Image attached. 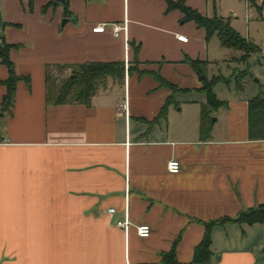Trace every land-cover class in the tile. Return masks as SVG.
<instances>
[{
    "label": "crops",
    "instance_id": "0c3cea01",
    "mask_svg": "<svg viewBox=\"0 0 264 264\" xmlns=\"http://www.w3.org/2000/svg\"><path fill=\"white\" fill-rule=\"evenodd\" d=\"M167 1L67 0L65 16L53 0H34L31 10L27 0H0V32L18 46L9 53L16 75L29 80L0 111V264H196L206 226L205 264H264V223L218 222L264 205V141L248 139L247 107L263 86L215 94L222 105L209 111L202 137L204 77L186 59L202 62L210 80L229 49ZM183 2L229 20L216 0ZM110 24L126 29L114 36ZM99 25L105 30L93 32ZM115 62L123 78L100 80L87 103H54L66 66ZM7 77L0 64V107ZM125 214L124 232L115 223ZM142 225L147 238L136 234ZM170 252L175 263L163 257Z\"/></svg>",
    "mask_w": 264,
    "mask_h": 264
},
{
    "label": "trees",
    "instance_id": "16d2710c",
    "mask_svg": "<svg viewBox=\"0 0 264 264\" xmlns=\"http://www.w3.org/2000/svg\"><path fill=\"white\" fill-rule=\"evenodd\" d=\"M34 0H27L28 8L31 10ZM253 4V0H249ZM64 8L65 16L70 15L68 8ZM179 10L182 14V22H194L198 27L203 28L206 34V39H210L212 36L218 38L219 44L222 48L240 51L243 55L240 57L241 61H244L250 53L259 51V49L254 46L249 40L240 36L231 26L228 19H223L219 17L207 18L199 14L196 10L187 7L183 0L167 1V10ZM5 24L3 23L4 27ZM2 32V31H1ZM0 32V64L4 65L8 72L7 79L3 82L6 93L3 96L0 111L8 112L9 108L12 107L14 103V96L16 90V83L18 81H25L29 83L28 78L17 76L14 70V65L10 59L9 53L13 48H17L16 45H11L5 42L2 33ZM188 64L194 69V71L203 76V88L202 91L206 96V103L201 109L202 125L208 118V113L211 110H215L222 105V102L218 101L213 92V88L216 83L225 82L222 77H212L207 80L205 75L200 72V61H192L186 59ZM69 68L70 74L68 78L62 83L58 89L57 94L52 95L54 103L62 104L67 98H75L78 101H83L87 103L90 97L93 95L97 83L106 78L111 77L113 79H120L124 76V66L122 63H85L74 66H66ZM148 74L142 72L141 75ZM159 83L160 87L168 88L172 91H177V88L165 81L157 74H150ZM244 75V74H243ZM238 84H236V88ZM248 139L250 141H264V95L259 93L258 95L252 97L248 100ZM165 108L162 110V115L164 114ZM236 222L240 224H260L264 223V205L258 206L257 208L248 209L240 212L235 218H223L219 223L225 222ZM196 246L194 250V262L196 264L207 263L210 257V236L207 231ZM164 259L169 257L173 258V252L163 256ZM173 263L175 261L171 259Z\"/></svg>",
    "mask_w": 264,
    "mask_h": 264
},
{
    "label": "rangeland",
    "instance_id": "374dc122",
    "mask_svg": "<svg viewBox=\"0 0 264 264\" xmlns=\"http://www.w3.org/2000/svg\"><path fill=\"white\" fill-rule=\"evenodd\" d=\"M258 1V0H256ZM264 0H259L258 8L247 4V0H216L221 16L229 18L230 26L242 37L260 49L250 53L244 61L240 60L243 53L239 51H222L218 53V64L212 72L222 77L225 82L216 83L213 92L219 97L232 92V88L247 85L248 87L263 86L264 91ZM249 6V10L247 9ZM262 7V8H261ZM262 52V53H261ZM235 58V60H233ZM225 59V60H224ZM244 74V75H243ZM64 74L58 73L57 83L64 81ZM261 89V87H260ZM235 91V90H234ZM247 93V92H245ZM211 118L210 121H212ZM210 121L206 119L201 128V136L209 134Z\"/></svg>",
    "mask_w": 264,
    "mask_h": 264
},
{
    "label": "built area",
    "instance_id": "2783aa9c",
    "mask_svg": "<svg viewBox=\"0 0 264 264\" xmlns=\"http://www.w3.org/2000/svg\"><path fill=\"white\" fill-rule=\"evenodd\" d=\"M111 25V30L114 36H118L120 31L125 30V26L121 27L117 24H110ZM105 25H99L95 27L92 31L95 33H102L105 30ZM176 39L180 42H186L187 38L184 36H177ZM166 169L170 174H177L180 171V165L177 161L175 160H170L167 165ZM107 213L109 215H113L115 213V210L113 208H110L107 210ZM115 225L122 229L124 232L127 231L129 226H131V222L125 214L122 220H118ZM136 234L139 238H147L150 235V228L148 226L142 225V226H137L135 227Z\"/></svg>",
    "mask_w": 264,
    "mask_h": 264
},
{
    "label": "water",
    "instance_id": "95a60500",
    "mask_svg": "<svg viewBox=\"0 0 264 264\" xmlns=\"http://www.w3.org/2000/svg\"><path fill=\"white\" fill-rule=\"evenodd\" d=\"M66 3H67V0H53V4H55V5L59 4L63 8L66 7ZM67 21H68V19H63L61 22V25H64ZM2 26H3V23H2V18H1V14H0V31L2 30Z\"/></svg>",
    "mask_w": 264,
    "mask_h": 264
}]
</instances>
